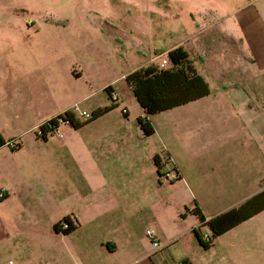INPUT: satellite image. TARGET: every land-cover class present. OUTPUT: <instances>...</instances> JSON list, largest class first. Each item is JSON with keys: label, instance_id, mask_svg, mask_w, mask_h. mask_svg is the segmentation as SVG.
Masks as SVG:
<instances>
[{"label": "rangeland", "instance_id": "374dc122", "mask_svg": "<svg viewBox=\"0 0 264 264\" xmlns=\"http://www.w3.org/2000/svg\"><path fill=\"white\" fill-rule=\"evenodd\" d=\"M117 32L120 47L110 38ZM176 43L187 51L210 94L195 109L183 105L148 115L154 133L142 136L136 121L142 115L141 107L124 75L152 55L146 64L158 67L166 53L155 55L154 50ZM263 72L264 0H0V113L6 119L4 128L15 132L12 138L22 146L16 155L8 152L0 154V159L23 162L25 185L38 186L42 190L39 201L46 204L35 216L26 211L20 194L0 204V264L23 262L25 252L18 257L13 251L15 247L23 250L22 236L31 239L29 248L34 253L38 247H47L44 241L57 247L69 244L70 235L54 232L51 225L87 200L88 207L94 201L99 205L92 208L94 225L86 231L103 238L104 249L90 248L82 258L67 254L68 259H57L65 264H177L176 258L183 254L192 264H264V208L216 241L208 226H198L197 217L185 207L194 201L206 211L230 207L247 197L245 189L215 196L224 192L218 172L204 182L215 195L194 196L185 177L197 166L176 164L179 177L175 178L177 173L161 142V136L173 145L179 137L183 142L211 146L237 140L243 133L238 129L240 122L229 116L232 107L220 95L240 79L242 85L236 88L251 91V75ZM245 76L249 84L243 83ZM107 85L110 96L104 90ZM260 85L264 100V79ZM86 91H91L87 99L73 103ZM249 100L256 110L254 96ZM112 102L111 110L79 128L58 122L57 132L51 130L45 139L35 138L37 125L30 126L43 115L54 112V116L65 108L83 119L78 115L82 109L89 114L90 107ZM207 108L211 117L209 112L200 114L195 122L194 113ZM261 117L264 101L260 102ZM263 127L264 121L262 138ZM86 140L95 142L98 152L99 144L104 147L108 175L102 181L92 180L90 193L79 198L77 190L83 184L77 166L89 179L94 178L96 167L86 159L82 148ZM60 143L72 146L76 163L64 149L54 150ZM155 151L160 155L158 177L151 157L157 155ZM197 163L203 170L213 166L208 159H197ZM262 166L260 154V170ZM165 170L168 174L161 175ZM263 184L264 178L260 180ZM70 189L73 195L62 202L60 193ZM253 222H260V236L253 235L258 231L251 228ZM193 227H198L203 238H210L209 250L197 241ZM146 229H151L156 244L150 243ZM8 239L14 246L11 253H6ZM106 242L113 243L114 249L109 250ZM46 256L43 262L55 264L51 254Z\"/></svg>", "mask_w": 264, "mask_h": 264}, {"label": "crops", "instance_id": "0c3cea01", "mask_svg": "<svg viewBox=\"0 0 264 264\" xmlns=\"http://www.w3.org/2000/svg\"><path fill=\"white\" fill-rule=\"evenodd\" d=\"M100 14L103 15V17H108L104 13H100ZM168 32H169V30H168ZM118 33L119 32H117L116 36L113 33L112 35H110V38L115 42V44L119 45V47H120L122 44V40H121L120 35H118ZM177 45H180V44H178V43L172 44V45L166 44V45L162 46L163 47L162 49L154 50V51H156L155 55H158L160 53H166V51L168 49H170L174 46H177ZM153 57L154 56L152 55L150 58L144 59L142 61V63L135 65L134 67H132V69L140 67V66L149 65L146 63L150 59H152ZM258 65L260 67V63ZM132 69H128V70L130 71ZM128 70L126 71V73L129 72ZM243 79H244L243 83L249 84L248 76H245ZM260 79H264V72L263 73H257L255 75L254 74L251 75L250 83H251V85L254 86V88L250 87L251 91L248 92V91L244 90L245 91V93H244V92H241L239 90V88H236L235 85H240V84L242 85L241 79H240V82L239 81L235 82L233 84V86L229 87L227 90H225L223 92V94L220 95V97H223L226 102H229V104H228L229 107L230 108L232 107L231 110L228 109L230 112L229 116L232 119H233V117L236 118L237 123L240 122L241 126L240 127L238 126L239 127L238 129H240L241 131L243 130V133L240 134L241 136L238 137L237 140H230L228 144L218 143L216 146H211L212 144H209V145L208 144H198V145H196V144L189 142V141L183 142L182 138L179 137V139H178L179 142L177 141V143L175 145H173L170 141H167L166 138L161 136L162 149L167 152L166 153L167 154L166 159H167L168 163L171 162L170 164L175 169V170L174 169L173 170L177 173V178L179 177V175H178V170L176 169V164H180V162H182L184 164L197 166L195 168V170L190 175H187L185 177L187 179L188 189H189L190 193L193 194L194 196H201V197L210 196V195L214 196L215 194H211L213 191L212 188L205 185L204 182L207 179H210L213 177L215 178V175L218 172L219 173L217 175H219L221 178L222 188H223L222 191H224V192H221L220 194H216L215 196H218V195L219 196H229L233 193V191L245 189L246 195L248 197L249 195L260 190V188H262L264 186V184L260 185V180H263V178H264V138H262L261 134H260V125L263 124V121H264V117L260 118V102L264 101V100H263V96H262L261 91H260V89H262V87L260 85ZM90 92L91 91H88V92L86 91L85 93L81 94L80 96H78L73 101V103L87 99L89 97ZM209 94H210V92H208L207 94L200 96L198 98L186 101L182 104L175 105V106H172V107L166 108V109L170 110L172 108L180 107L183 105H187V108L189 110L195 109L200 104H205L204 101L209 96ZM252 96H254L255 101H257V103L255 101H253L254 106L256 107V110H254L255 108H252L253 105L250 103V100H249V98H251ZM116 99L117 98L114 97V101H116ZM237 105L240 106L241 108H238ZM98 106H102V105H96V106L94 105V106L90 107V111L92 109L98 107ZM206 107H208L207 104H206L205 108ZM111 109H112V107L107 109L106 111L100 113L96 117L90 119L89 121H92L93 119L103 115L105 112H108ZM166 109H163V110H166ZM205 110L203 112L201 111L202 113H199V111L194 113V117L196 118L195 122H197V120H198L197 116H199L200 114L205 116V114H207L209 112L208 113L209 117H211V113H212V112H210L211 110H209V108H207ZM126 112L124 111L123 113L126 114ZM141 112H142V109H141ZM53 114H54V112L53 113H47V114L43 115L42 117L37 119V121L32 123L30 126H33V127L36 125L38 126L39 123H41L42 121L46 120L47 118L53 116ZM213 118H214V115H213ZM214 120H215V118H214ZM5 121H6L5 117H3L2 113H0V137L5 140L4 143L0 144V154H2V155L6 154V153L8 154V152H9V155H16V153L22 149V146H21L20 141H15L17 139L12 138V137L16 136V133L12 132L11 130H7V127L4 128V124H7V123H5ZM89 121H87V122H89ZM11 122H12V119H10V123ZM87 122H85V123H87ZM82 125H80V126H82ZM79 127H77V128H79ZM139 129H140V127H139ZM140 131H141V129H140ZM233 132H234V130H233ZM119 133L120 132H117L118 138L116 140H119V138L121 137L119 135ZM153 133H154V129H153V132L150 134H153ZM141 134H142V132H141ZM150 134H148V135H150ZM34 136H35V138L40 137V136H37L35 134H34ZM142 136H145V135L142 134ZM45 138H46V136L43 139H45ZM13 140L15 141V143ZM6 141L7 142L9 141L11 143H7ZM34 143H36V142H34ZM85 143L86 144L83 143L82 148L86 152V159L91 160L92 162L96 163V167L92 171L94 178L89 179L87 176V173L81 167L77 166V170L79 173L78 175H80L79 178L83 184L82 188L79 191L77 190V197L80 195L79 198L83 197L84 195H88L90 193L89 191H90L91 187L95 184L92 182V180H95L96 182L99 180L102 181V180H104V178H106V175H108V171L104 168L105 157L102 158L104 147L103 146L101 147V145L99 144V151L100 152H98V149L94 145L95 142L86 140ZM111 144L113 145L116 143L113 142ZM4 145H6L7 148ZM54 145H56V144H54ZM57 149H64L63 152H65L66 155H68V156L70 155V157H72L70 159L72 161H75V163H76V160H75V158H73V154L71 152L72 146L70 144H66V143L57 144L56 147H54V150H57ZM107 149L108 148H106V150ZM153 154H157V156H160L158 154V152H156V151ZM260 154L263 158V166H262L261 170H260ZM152 156L153 155H151V157ZM197 159H199V160L200 159L201 160L208 159V161L210 162L209 165H213V166H211L209 168H205L203 170L201 168V164L197 163ZM152 161H153V157H152ZM153 168H154V170L157 174V177H158L159 176L158 171L156 169V164L154 162H153ZM24 171H25V167L23 166V162L15 161L14 159L9 160L7 158H4V159L1 158L0 159V191H1L0 204H7L9 199L14 194H20V197L23 198V200H24V204L26 206V211L31 216H35L36 213L41 212V210L44 208L43 205L46 206V204L43 202L44 204L42 205L39 201L41 199V196H42L41 195L42 190L38 186H36L34 184H26L25 185V180L23 178L24 177V175H23ZM180 177H181V175H180ZM207 189H209L210 191H207ZM73 193L74 192L71 189L66 190L63 193H60V194H62L61 195L62 202L68 201L69 198L73 195ZM213 200H215V199H213ZM239 203H237V204H239ZM88 204H89V200L85 201L83 203L82 207L77 208L76 211H74V212L70 211L69 220H70L71 224L73 225V228L69 232L65 233V234L70 235V241H69L70 243L69 244H67L65 246L63 244V245H61V247L60 246L57 247L56 245L49 246L50 244H48L44 241V243L47 245V247L42 248V249H40L38 247L37 250H35L37 252L34 253V250H30V248H29V244H32L31 239L24 238L22 236L21 241H22V245L24 246L23 250L21 251L20 249L15 247V249H13V251H15L19 254L18 257H22V254L25 252L23 254V257H24L23 262L31 260L34 262V264H47L46 261L43 262V260H46L47 254H48V256L51 254V256H49V258H54L55 264H65L63 262H60L57 259L61 258L63 256L66 257L67 254L69 256L72 254V257L73 256H79L80 258H82L81 256H86L89 254L90 248H92L93 250H94V248H95V250L97 248L104 249L103 238L99 237L98 235H96L94 233H90L89 231H86V230H89L88 229L89 227L92 228L94 225L93 220H92V217L94 215L92 208L97 207L99 205V202L94 201V204L92 207H88ZM198 204H200V206ZM197 205L200 207L202 212L204 211L203 214L205 215V217H210V216H212V215H214L220 211H223V210L229 208V207H225V208H221L219 210L215 209V210H211V211H206L205 207L200 202L198 203V201H197ZM236 205H233V206H236ZM187 207L189 208V207H191V205H188ZM230 207H232V206H230ZM95 210H97V209H95ZM256 215H260V210L257 211L256 213L252 214L251 216L247 217L246 219H243L240 222L236 223L235 225H233L232 227L223 231L222 233H225V232L231 230V228L235 227L236 225L242 223L245 220H248L250 218L255 217ZM58 220H56V221H58ZM56 221H54V222H56ZM51 227H52V225H51ZM59 227H62L61 224L59 225ZM251 228L258 230L257 232L253 233V235L260 236V232H259L260 231V222H253L251 224ZM53 231L56 233L61 232V231H55V230H53ZM61 233H63V232H61ZM222 233L215 236L216 241H217V239H219V237L221 236ZM91 236H92V238H90ZM259 238L260 237H256L257 240ZM41 244H43V242L39 243V245H41ZM105 244L107 245V248L109 250H113L115 247V245L113 243H110V242H106ZM5 247H6V253H11L12 247H14L12 244V241L8 239V244ZM206 249L209 250L210 247L208 246ZM222 249H224V251L227 252L226 247L225 248L223 247ZM40 252H44V253H46V255L40 254ZM154 254H157V253L155 252ZM37 256H39V257L43 256V257L41 259ZM0 258H1V256H0ZM66 258L68 259V257H66ZM7 260L9 261L10 259H7ZM176 260H177V264H180L182 260L184 261V264H192L191 260H189V258H187L186 255H184V254L178 256L176 258ZM23 262L21 264H23Z\"/></svg>", "mask_w": 264, "mask_h": 264}, {"label": "trees", "instance_id": "16d2710c", "mask_svg": "<svg viewBox=\"0 0 264 264\" xmlns=\"http://www.w3.org/2000/svg\"><path fill=\"white\" fill-rule=\"evenodd\" d=\"M169 65L165 67H156L153 64L134 68L124 75L126 83L129 85L132 95L142 109V115L137 116L136 121L142 134L148 135L153 132V127L147 116L160 110L182 104L186 101L198 98L209 92L208 84L201 74H199L185 49L180 45L174 46L166 51ZM110 86L104 87L108 96H110ZM112 99V98H111ZM114 101V99H112ZM114 103L98 106L92 109L89 115L79 119L73 110L66 108L62 112L47 118L38 124L34 134L44 138L46 133L53 130L59 120L68 123L74 128L79 127L100 113L113 107ZM5 140L0 137V144ZM153 161L156 167L159 166L157 155H153ZM158 169V168H157ZM177 178V176L175 177ZM264 208V186L260 190L246 197L236 206L229 207L210 217H205L197 203L185 209L193 213L198 220V226L206 224L210 230V237L216 236L236 223L251 216ZM184 214V213H183ZM66 222L65 227H59L60 222ZM73 228L69 220V215H63L58 221L52 223V229L55 231L69 232ZM197 241L207 247L210 238H203L198 227L192 228ZM180 264H184L182 260Z\"/></svg>", "mask_w": 264, "mask_h": 264}, {"label": "built area", "instance_id": "2783aa9c", "mask_svg": "<svg viewBox=\"0 0 264 264\" xmlns=\"http://www.w3.org/2000/svg\"><path fill=\"white\" fill-rule=\"evenodd\" d=\"M168 62V58H167V56H164V57H161V59H160V61L158 62V67H163V66H165V64ZM113 98H114V96H113ZM78 115L80 116V115H82V117H87L89 114H87V112H85L84 110H82V111H79V113H78ZM58 120H59V122L61 121L59 118H58ZM54 131L55 132H57V127H55L54 128ZM7 142V141H6ZM7 143H11V142H7ZM171 169L173 170L174 168L173 167H171ZM166 174H168V170H165V171H163V173L161 174V175H164V176H166ZM177 175H175V177H176ZM0 194H1V191H0ZM63 223H61V226L62 227H65L66 226V222H64V221H62ZM146 233L148 234V236H150V243L151 244H156V238L154 237V236H151V229H146ZM10 261V260H9Z\"/></svg>", "mask_w": 264, "mask_h": 264}]
</instances>
